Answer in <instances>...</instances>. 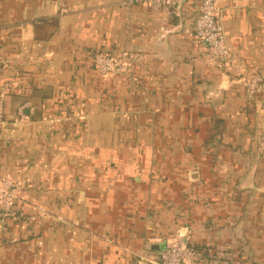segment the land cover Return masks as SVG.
I'll use <instances>...</instances> for the list:
<instances>
[{
  "label": "crops",
  "instance_id": "1",
  "mask_svg": "<svg viewBox=\"0 0 264 264\" xmlns=\"http://www.w3.org/2000/svg\"><path fill=\"white\" fill-rule=\"evenodd\" d=\"M0 0V264H153L182 241L195 264H264V0H228L230 58L207 59L199 0ZM125 55L104 76L94 58Z\"/></svg>",
  "mask_w": 264,
  "mask_h": 264
},
{
  "label": "built area",
  "instance_id": "2",
  "mask_svg": "<svg viewBox=\"0 0 264 264\" xmlns=\"http://www.w3.org/2000/svg\"><path fill=\"white\" fill-rule=\"evenodd\" d=\"M228 0H199V9L194 21L195 32L207 49V59L219 66L229 61L230 50L227 44L223 23L217 17L220 6ZM162 3L167 7H176L180 0H125V6L142 5L145 7ZM94 69L104 76H117L128 72V61L125 55L114 59L106 54H98L94 58ZM250 96L262 97L260 111L264 113V76L254 75L245 84ZM8 87L0 90V123L5 122L4 104ZM258 153L264 155V135L257 140ZM20 187L9 179L0 181V219H18L24 214L16 210L20 203ZM201 254L182 241L168 243L153 264H195Z\"/></svg>",
  "mask_w": 264,
  "mask_h": 264
},
{
  "label": "trees",
  "instance_id": "3",
  "mask_svg": "<svg viewBox=\"0 0 264 264\" xmlns=\"http://www.w3.org/2000/svg\"><path fill=\"white\" fill-rule=\"evenodd\" d=\"M263 156V158H264V155H262Z\"/></svg>",
  "mask_w": 264,
  "mask_h": 264
},
{
  "label": "rangeland",
  "instance_id": "4",
  "mask_svg": "<svg viewBox=\"0 0 264 264\" xmlns=\"http://www.w3.org/2000/svg\"><path fill=\"white\" fill-rule=\"evenodd\" d=\"M258 153V152H257ZM259 154V153H258ZM261 155V154H260Z\"/></svg>",
  "mask_w": 264,
  "mask_h": 264
}]
</instances>
